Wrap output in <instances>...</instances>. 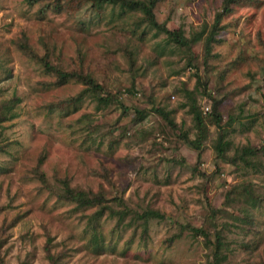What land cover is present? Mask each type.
Returning a JSON list of instances; mask_svg holds the SVG:
<instances>
[{"label": "rangeland", "instance_id": "rangeland-1", "mask_svg": "<svg viewBox=\"0 0 264 264\" xmlns=\"http://www.w3.org/2000/svg\"><path fill=\"white\" fill-rule=\"evenodd\" d=\"M222 2L156 4L179 47L118 6L0 0V264H49L46 247L58 264H209L210 208L227 245L219 264H264V0L229 13ZM43 58L118 100L98 104ZM242 148L248 164L232 163ZM66 183L72 200L57 196ZM90 192L113 207L91 222ZM125 207L164 219L143 233L132 213L120 219Z\"/></svg>", "mask_w": 264, "mask_h": 264}, {"label": "trees", "instance_id": "trees-1", "mask_svg": "<svg viewBox=\"0 0 264 264\" xmlns=\"http://www.w3.org/2000/svg\"><path fill=\"white\" fill-rule=\"evenodd\" d=\"M29 3H33L35 0H27ZM71 2H74V4H77L79 7L82 4H90L94 11H99L104 5H108L111 7L118 6L120 8V17L127 15V14H135L140 13L142 19V23L145 24L147 28L154 29L156 33H164L171 42H173L176 46L183 47L186 45L185 38L183 36L182 30L180 31H171L169 30L165 24L159 23L155 17L154 14V8L156 4L160 0H70ZM236 0H223L222 2V13L223 11L226 13H229L231 8V4L235 3ZM59 5H56L54 8L55 10L59 11ZM77 7V8H78ZM212 39H209L207 44L209 42H212ZM209 51V48H207V52ZM44 69L48 72H54L57 76L58 81L65 82L68 79H75L80 81L81 83L85 84L92 93H94L96 100L98 104L107 106L110 103L117 101L118 97L115 95L110 94L107 92L99 83H97L91 76L89 75H83L79 72H66L62 69L57 68L53 64H51L47 58H43L42 61ZM216 107L214 106V114L211 115L212 121L211 124L214 125L219 131L222 129L221 126V116L218 113H215ZM194 109H191V111ZM156 112L164 117L170 125L174 126L172 121L168 119V116L166 114H163L160 110H156ZM197 124L200 125V127H205L204 119H201L197 121ZM221 132V131H220ZM227 146H229L228 141H224V133H218L216 143H215V151L217 152V156L219 158H225V151L227 149ZM252 154V150L250 148H242L238 154H236L233 158H231L232 163H236L237 161H242L245 164L247 163V157H250ZM248 164V163H247ZM65 193L60 194L58 193L57 196L62 199L66 195L67 200H72L71 194H69V188L67 183L65 184ZM113 201H117L118 204L123 205V199H114ZM87 203L91 207H97L96 211L93 213V215L89 216V221L96 220L97 218L103 216L105 214V211L110 210L113 211V207L108 205L107 199L103 196L102 193H89V199L87 200ZM120 219H123L128 214L132 213L133 217L135 218V221L138 220L141 223L138 225V227L142 228L143 233H147V223L150 219H164V214L160 213L157 210L153 209H146L140 214L136 212H132L128 207H125L122 211H119ZM210 213L212 215V230H213V236H214V243L213 248L211 251V261L209 264H219V259L223 257L224 251L227 249L225 247V243L223 242V239L221 237L220 231L217 230L214 226L213 218L217 214V210L214 208H210ZM190 230L196 235L200 236H207L208 231L205 228H194L189 227ZM47 245L49 246V238L47 239ZM97 239L94 237L92 239V243L95 245L97 244ZM227 246V245H226ZM98 248V247H97ZM47 251V259L49 261V264H58L59 262V256L54 255L50 252L49 247H46Z\"/></svg>", "mask_w": 264, "mask_h": 264}]
</instances>
